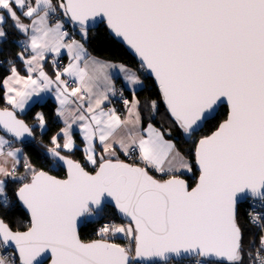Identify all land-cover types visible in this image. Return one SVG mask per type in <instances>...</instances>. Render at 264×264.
Returning a JSON list of instances; mask_svg holds the SVG:
<instances>
[{"label":"snow or ice","instance_id":"snow-or-ice-1","mask_svg":"<svg viewBox=\"0 0 264 264\" xmlns=\"http://www.w3.org/2000/svg\"><path fill=\"white\" fill-rule=\"evenodd\" d=\"M58 11L79 27L81 39L65 30L67 21L50 23ZM8 20L27 36L25 51H31L27 57L18 54L26 76L11 65L4 98L23 110L34 95L54 89L56 114L65 127L51 137L47 151L63 162L66 178L38 170L27 156L25 172L18 175L21 149L5 151L9 141L0 136V207L10 205L11 178L19 181L15 197L30 215L24 231H13L0 219V246L14 245L20 264H44L48 254L50 264H140L171 257L190 258L192 264H211L212 257L218 264H243L237 204L251 199L264 208V0H0V38ZM90 21L126 45L139 67L91 56L84 43ZM62 51L69 62L60 67L54 59L53 78L44 61ZM110 69L133 89L132 99H123L124 117L103 107L116 91ZM141 71L158 89V98L145 100L144 107L154 117L162 102L184 137L211 124L225 101L226 119L194 140L188 153L152 123L142 134L135 91L143 85ZM36 118L43 129L44 115L38 112ZM74 124L85 144L83 163L62 154L76 146ZM0 127L17 139L33 132L8 108L0 109ZM118 150L139 163L121 160ZM149 169L167 178L157 179ZM109 200L129 223H104L98 239L84 241L80 219L102 216ZM249 215L264 229V213ZM118 234L128 244L110 242ZM248 255L254 264H264V235L254 257ZM0 264L9 261L0 256Z\"/></svg>","mask_w":264,"mask_h":264},{"label":"trees","instance_id":"trees-1","mask_svg":"<svg viewBox=\"0 0 264 264\" xmlns=\"http://www.w3.org/2000/svg\"><path fill=\"white\" fill-rule=\"evenodd\" d=\"M60 14H62V12H60ZM67 26L71 30V33L73 31H79V29L72 27L69 24V21H67ZM3 28L7 34L4 40L0 43V108L9 109L4 101V90L2 87V82L3 79L10 73L9 69L13 64L17 67L20 73H24L22 63L18 55L22 53V50L24 49L18 44L20 34L12 26L9 20L3 25ZM84 43L88 52L95 57L115 63H124L133 68L139 67L134 58L130 56L125 48L121 44H117L114 42V39L108 34L104 25L99 26L95 30L89 31L88 40L84 41ZM140 74L143 81V87L136 93L141 101L142 123H152L157 128L164 130L165 137L167 139H172L182 152L188 153L190 151H193V141L199 139V137L203 135L210 134V132L215 129V126H217L219 122L225 119L227 111L225 107H222L218 111L216 119L211 124H205L202 130L198 134H193L189 141L184 140V138L177 139L178 133L181 137H183V133L179 132V129L175 126L170 116L166 113L165 107L162 102H160L159 113L154 117L150 115V111L144 107L145 100L149 98H158V89L155 87L152 80L145 75V72L141 71ZM126 96H129L127 91ZM38 112L42 113L45 118L44 131H41L40 128L36 126V114ZM18 117L23 119L32 128L35 140L24 143L14 142V144L22 146L24 156L28 157L29 161L35 168H37L38 170L48 171L51 175L58 178H63L65 176V172L44 154V151L51 147V137L53 135H56L60 129V124L56 120V104L49 99L42 103L33 104L26 110V112L18 115ZM169 132L171 133V135L168 134ZM62 154H68L71 158L79 160L82 163L84 162V153L81 149H77L70 154L64 152H62ZM192 159L194 162V157ZM121 160H124L128 163H139L134 159V157L131 160L126 159V157H121ZM87 167L89 170L91 169V167ZM23 171L24 167L22 164L17 172L22 173ZM150 174L154 175L158 179L167 178L166 176H156V174L151 171ZM188 177L190 184H193L194 178L191 177V174ZM18 187L19 182L17 181L9 180L6 182V193L9 198L10 205L7 208L0 207V218L4 220V222L8 224L12 230L23 231L29 226V220L27 215L21 210L15 200V191ZM104 217L112 218L117 224L121 223V221L117 219L114 210L110 207L105 206V213L102 218ZM248 217L249 210L247 204L243 203L238 205L237 218L243 232V264H254L252 257H249L248 253L251 252L254 257L256 250L260 246V237L262 235V232L261 230L256 229L250 224ZM98 225V220L84 222V225L79 231L81 239L86 242L91 239H97L93 236V233L97 230ZM211 264H218V262H211Z\"/></svg>","mask_w":264,"mask_h":264},{"label":"crops","instance_id":"crops-1","mask_svg":"<svg viewBox=\"0 0 264 264\" xmlns=\"http://www.w3.org/2000/svg\"><path fill=\"white\" fill-rule=\"evenodd\" d=\"M31 2L34 3V0H31ZM57 18L61 19L62 21H67V19H66L65 17H63V15L60 14V12L58 11L56 14H53V15L51 16V18H50V23H54V22H55V19H57ZM22 19H23V22H24V23H26V24L30 23V19H28V18H23V17H22ZM9 21H10V23L12 24V21H11V20H9ZM67 27H68V26H67V22H66V24H65V29H66ZM15 29H16V28H15ZM16 31L20 34V39L18 40V44H19L20 46L23 47L24 50H22V53L25 55V57H27V56L30 54V51H31L30 49H29L28 51H25V44H26V42H27V36H26L24 33H22V32H20L19 30H17V29H16ZM70 34L75 35V38L78 39V40L81 39V36H80L79 32L73 31V32L70 33ZM4 38H5V37L0 38V43L4 40ZM89 54H90V53H89ZM90 55H91V54H90ZM91 56H93V55H91ZM93 57H95V56H93ZM96 58H98V57H96ZM54 59L57 61V64H58V66H60V67H63V66H65V65H67V63L69 62V61H68V55H67V52H66V51H62L61 55H60L59 57H55V58H54L51 54H49V55L46 57V60L44 61V68H45V71L49 73V75L53 76V78H54V72H53V68H52V63H53V60H54ZM98 59H100V58H98ZM100 60H102V61H106V62H110V63H115V62L108 61V60H104V59H100ZM20 61H21V63H22V67H23V71H24V73H20V72H19V73H20L22 76H26V75H27L26 68L24 67V63H23V61H22L21 59H20ZM117 64H119V63H117ZM109 74L112 76V82H113L114 87L116 86V84H121V85L125 88V91H127L128 94H129L128 99L131 100V99H132L133 89L127 86L126 82L124 81L123 75L120 74L119 71H118L117 69H110V70H109ZM8 75H10V73H9ZM8 75H7V76H8ZM7 76H6V77H7ZM6 77H5V78H6ZM5 78H4V79H5ZM4 79H3V81H4ZM141 79H142V78H141ZM2 87H3V90H4V94H5V88H4V84H3V82H2ZM142 87H143V85H142V86H136L135 91L137 92V91H138L139 89H141ZM111 96H112V93H109V100L106 101L105 104L103 105V107L105 108V110H107L108 108H111V106H110V102H109ZM48 99H49V100H52V101L56 104V110H57V108L59 107V104H58V102H57V100H56V96H55V94H54V89H53V91L42 92V93H40L39 96H35V95H34V96L28 101V103L25 104L23 110H20V109H13L12 106L9 105V104L7 103V101H6L5 98H4V101H5L6 105H7L10 109H12L13 111H15L18 115H21V114H23L24 112H26V110H27L30 106H32L33 104H36V103H42V102H44V101H46V100H48ZM72 107L74 108L75 105H72ZM117 114H118V113H117ZM118 115H120L121 117L126 116V115H127L126 108H124V114H123V115H121V114H118ZM36 119H37V118H36ZM56 120H57V122L60 124V129L63 128V127H65L64 120H63L61 117L57 116V114H56ZM147 125H148V123H146V124H143V123H142V116H141V132H142V134H145V135H146V133H143V129H145V128L147 127ZM36 126H38V127L40 128L41 131H44V129H45V126H44L43 129L39 126V121H38V120H37V122H36ZM154 127H156V126H154ZM60 129H59V131H58L57 133L60 132ZM72 133H73V139H74V141H75V145H76L75 148H74V150H73V152H74L75 150H77V149L84 150L85 144H84V141H83V137H82V135H81V132H80L79 124H74V125H73ZM0 136H2L4 139H6V140L9 141V145L5 147V151L9 150V148H12V149L19 148V149H21L20 153H18V157H19V159H20V163L16 166V167H17V170H18L19 167L23 164V159H24V157H25V156H24V153H23L22 146H21V145H16V144H14V141H13L12 139H10L9 137H7V136H5V135H2L1 133H0ZM165 138H166V137H165ZM166 139H167V138H166ZM50 141H51V140H50ZM60 143L63 144V136H62V135L60 136ZM97 144H98V142H97ZM83 153H84V151H83ZM98 154H99V149H98ZM117 154H118V156H119L120 159H121V157H125V156L123 155L122 152H119V150H118ZM138 162H139V161H138ZM141 165H142V164H141ZM88 166L91 167V165H88ZM142 166H143V165H142ZM9 167H11V163H9ZM149 171L155 173L156 176H164V175L161 174V173H156L153 169H149ZM24 172H25V170H24L22 173H18V172H17V174H18V175H21V174H23ZM189 175H190V174H187V173H186V176H189ZM9 180H12V179H11V178H8L7 181H9ZM7 181H6V182H7ZM13 181H14V180H13ZM17 182H19V181H17Z\"/></svg>","mask_w":264,"mask_h":264},{"label":"water","instance_id":"water-1","mask_svg":"<svg viewBox=\"0 0 264 264\" xmlns=\"http://www.w3.org/2000/svg\"><path fill=\"white\" fill-rule=\"evenodd\" d=\"M69 24L72 26V27H74V28H76V29H79V27L78 26H75V25H73L70 21H69ZM102 24H97L96 22H92V21H90L89 22V31H91V30H95V29H97L99 26H101ZM106 28V27H105ZM109 34V33H108ZM113 38V37H112ZM114 39V38H113ZM124 48H125V50L130 54V56L132 57V58H134V60L136 61V63L139 65V60H138V58L135 56V54L130 50V49H128L127 48V46L126 45H123V44H121ZM145 75L146 76H148L151 80H152V82H153V84H154V78L153 77H151V75L150 74H148L147 72H145ZM155 85V84H154ZM222 107H225L226 108V111H227V103H226V101L225 102H223V103H219L218 104V110H217V113H218V111L220 110V108H222ZM0 109H2V108H0ZM9 110H11V111H13L12 109H10L9 108ZM16 113V112H15ZM217 113H216V115H217ZM16 116H17V118L18 119H21L20 117H18V114L16 113ZM226 117H227V114H226ZM226 117H225V119H226ZM21 120H23V119H21ZM24 121V120H23ZM25 122V121H24ZM26 123V122H25ZM27 124V123H26ZM28 125V124H27ZM203 126L204 125H202L199 129H197L193 134H195V133H199L201 130H202V128H203ZM30 127V126H29ZM0 133L2 134V135H5V136H7V137H9L10 139H12L14 142H16V143H24V142H31V141H34L35 140V137H34V134H33V132H32V135L31 136H28L27 134H25L24 136H22V137H20L19 139H17L16 137H14V136H12L10 133H8V132H6L2 127H0ZM192 137V136H191ZM191 137H184L183 136V138H184V140H186V141H189V139L191 138ZM44 154L52 161V162H54L60 169H62L64 172H65V176L63 177V178H66V168H65V166L63 165V162H56V161H54V159H53V157L48 153V151L47 150H45L44 151ZM126 162V161H125ZM128 163V162H127ZM50 174V173H49ZM51 175V174H50ZM58 178V177H57ZM63 178H58V179H63ZM158 179V178H157ZM166 179V178H165ZM15 200H16V202L18 203V205H19V207L21 208V210L27 215V217H28V220H29V224H30V215H29V213H28V211H27V209L22 205V203H20L19 202V200L15 197ZM245 201H239L238 202V204H237V206L238 205H240V204H242V203H244ZM106 206L107 207H110V208H112L113 210H114V213H115V215H116V217H117V219L119 220V221H121V222H123V223H129V221L126 219V218H124L122 215H120L118 212H116L115 211V209H114V205H112V203L110 202V200L106 203ZM1 219V218H0ZM84 219H85V217L84 218H81L80 219V221H79V223H78V232L80 231V229L82 228V226L84 225ZM26 230V229H25ZM14 231V230H13ZM24 231V230H23ZM8 250H11L12 252H14L15 253V255L17 256V258H18V261H19V264H20V259H19V253L18 252H16V250H15V246L14 245H9V246H7L6 247ZM182 259H188V258H182ZM181 259V260H182ZM152 260H154V261H156V262H158V263H168V262H170V261H177V259L175 258V257H171L168 261H163V260H160L159 258H153ZM209 260L211 261V262H217V259L215 258V257H212V258H209ZM147 261H149V260H147ZM147 261H142L141 263H145V262H147ZM223 263H227V261H224ZM44 264H50V254H48V256L44 259Z\"/></svg>","mask_w":264,"mask_h":264},{"label":"built area","instance_id":"built-area-1","mask_svg":"<svg viewBox=\"0 0 264 264\" xmlns=\"http://www.w3.org/2000/svg\"><path fill=\"white\" fill-rule=\"evenodd\" d=\"M65 30L70 31V33H71V30L68 27ZM115 90H116L115 94H112L109 102H110L111 108H114L118 114H121L124 110L123 108L125 107L123 104V99H128V97L126 96L125 88L121 84H116ZM121 93H123V95H121ZM132 158L133 157H126V159H128V160H131ZM244 203H246L248 206L249 214L250 213H264V208L260 207L258 201H252L251 199H249V200L245 201ZM103 216H104V214L102 216L91 217L92 220H89V221L98 220L99 225L97 227V230L104 223H109V222L116 223L112 218H109V217L102 218ZM248 220L253 227H255L258 230H261L262 235H264V231H263V229H261L259 224H254L251 222L250 215L248 217ZM87 221H88V218L85 217L84 222H87ZM97 230L94 231V233H93V236L95 238H97V235H96ZM0 256H3L4 258H6L9 261V264H19L18 258L15 255V253L12 252L11 250H8L7 248H5L3 246H0ZM140 264H192V259L188 258V259H182L180 261H170L168 263H158L154 260H149L145 263L140 262Z\"/></svg>","mask_w":264,"mask_h":264},{"label":"rangeland","instance_id":"rangeland-1","mask_svg":"<svg viewBox=\"0 0 264 264\" xmlns=\"http://www.w3.org/2000/svg\"><path fill=\"white\" fill-rule=\"evenodd\" d=\"M79 32V31H78ZM124 114V111L121 113V115H123ZM195 134H198V133H195ZM88 218V221L89 220H92V218H89V217H87ZM122 224H126V223H123V222H121ZM120 223V224H121ZM99 237H97V239H98ZM109 240H110V242H114V243H119V244H121V245H126V244H128V239H127V237H125L123 234H118L117 236H115V237H109Z\"/></svg>","mask_w":264,"mask_h":264}]
</instances>
